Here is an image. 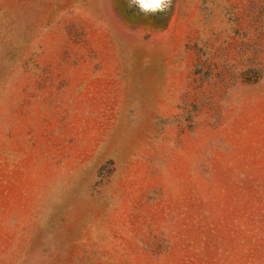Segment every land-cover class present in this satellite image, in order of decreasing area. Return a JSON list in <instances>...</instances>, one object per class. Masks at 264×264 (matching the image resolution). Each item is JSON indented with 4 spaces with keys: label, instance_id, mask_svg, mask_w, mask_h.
<instances>
[{
    "label": "rangeland",
    "instance_id": "374dc122",
    "mask_svg": "<svg viewBox=\"0 0 264 264\" xmlns=\"http://www.w3.org/2000/svg\"><path fill=\"white\" fill-rule=\"evenodd\" d=\"M0 264H264V0H0Z\"/></svg>",
    "mask_w": 264,
    "mask_h": 264
},
{
    "label": "clouds",
    "instance_id": "9594fccd",
    "mask_svg": "<svg viewBox=\"0 0 264 264\" xmlns=\"http://www.w3.org/2000/svg\"><path fill=\"white\" fill-rule=\"evenodd\" d=\"M133 3L145 14H156L169 8L171 0H133Z\"/></svg>",
    "mask_w": 264,
    "mask_h": 264
}]
</instances>
